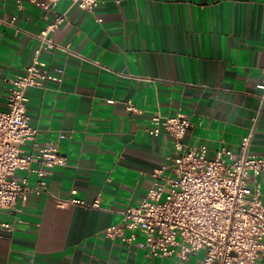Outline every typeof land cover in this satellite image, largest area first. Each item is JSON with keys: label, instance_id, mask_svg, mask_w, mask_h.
<instances>
[{"label": "crops", "instance_id": "1", "mask_svg": "<svg viewBox=\"0 0 264 264\" xmlns=\"http://www.w3.org/2000/svg\"><path fill=\"white\" fill-rule=\"evenodd\" d=\"M55 13L66 20L52 37L70 52L41 59L65 74L61 83L28 88L27 112L38 133L22 149L58 142L67 165L49 170L46 191L0 210L15 226L0 233V264H181L104 232L122 226L124 210L142 202L153 172L172 169V136L148 131L157 114H184L191 122L184 143L206 146L209 158L221 147L238 153L251 132L250 152L264 156L257 87L264 76V0H100L92 12L72 0L49 11L29 0H0V109L7 108L9 80L25 72ZM129 98L139 112L127 110ZM28 179L38 182L31 172ZM258 180L264 204V172ZM73 189L89 206L57 205L55 196ZM97 199L100 206H91ZM202 258L200 251L189 260Z\"/></svg>", "mask_w": 264, "mask_h": 264}, {"label": "built area", "instance_id": "2", "mask_svg": "<svg viewBox=\"0 0 264 264\" xmlns=\"http://www.w3.org/2000/svg\"><path fill=\"white\" fill-rule=\"evenodd\" d=\"M22 0H18L21 2ZM42 10H54L60 0H29ZM77 7L92 12L100 0H72ZM66 20L55 13L53 20L38 34L39 46L23 74L10 79L7 108L0 109V210L17 209L31 191L47 190L49 170L67 165L58 142L46 146L34 143L31 152L22 146L35 139L38 129L27 112L30 87H44L48 82L61 83L65 68L41 59L43 53L70 52L58 45L52 33ZM101 21V19H98ZM257 87L263 90L264 76ZM129 112H139L131 98ZM258 116L254 118V123ZM191 122L184 114L153 116V135L172 136L175 157L168 172H153V186L138 206L124 210V224L106 228V237L119 238L129 247L143 249L150 257H176L181 264H192L189 257L202 251V264H264V204L258 177L264 172V156L250 152L252 133L243 137L238 153L221 147L214 158L207 147L184 143ZM255 126L253 127V131ZM67 137L60 134L59 139ZM36 164V167H33ZM18 171L26 172L21 177ZM38 182L29 184L28 173ZM73 189L66 198L55 196L58 206H89ZM93 207H99L97 199ZM14 223L0 215V233L12 232ZM128 231L129 234H125ZM144 239L140 240L139 236Z\"/></svg>", "mask_w": 264, "mask_h": 264}]
</instances>
